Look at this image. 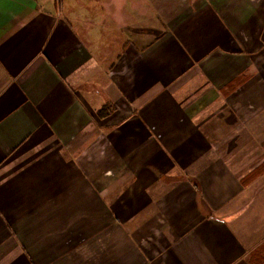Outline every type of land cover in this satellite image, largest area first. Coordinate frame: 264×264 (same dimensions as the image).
Wrapping results in <instances>:
<instances>
[{
	"label": "crops",
	"instance_id": "crops-1",
	"mask_svg": "<svg viewBox=\"0 0 264 264\" xmlns=\"http://www.w3.org/2000/svg\"><path fill=\"white\" fill-rule=\"evenodd\" d=\"M0 264H264V0H0Z\"/></svg>",
	"mask_w": 264,
	"mask_h": 264
},
{
	"label": "trees",
	"instance_id": "trees-1",
	"mask_svg": "<svg viewBox=\"0 0 264 264\" xmlns=\"http://www.w3.org/2000/svg\"><path fill=\"white\" fill-rule=\"evenodd\" d=\"M56 1L60 3L61 0H56Z\"/></svg>",
	"mask_w": 264,
	"mask_h": 264
}]
</instances>
